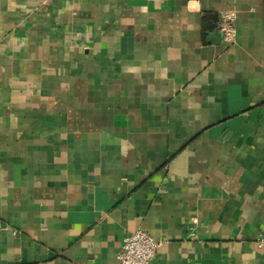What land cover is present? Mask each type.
Returning a JSON list of instances; mask_svg holds the SVG:
<instances>
[{"label":"crops","instance_id":"obj_1","mask_svg":"<svg viewBox=\"0 0 264 264\" xmlns=\"http://www.w3.org/2000/svg\"><path fill=\"white\" fill-rule=\"evenodd\" d=\"M134 230L264 264V0H0V264H120Z\"/></svg>","mask_w":264,"mask_h":264},{"label":"built area","instance_id":"obj_2","mask_svg":"<svg viewBox=\"0 0 264 264\" xmlns=\"http://www.w3.org/2000/svg\"><path fill=\"white\" fill-rule=\"evenodd\" d=\"M235 14L232 11L220 13L216 27L222 34L223 40L229 44L235 42L236 33L234 27ZM197 217L190 220V228L197 226ZM259 245H264V240L259 238ZM161 245L160 240L153 239L143 230H134L123 237V242L118 251L117 258L120 264H152L151 260L155 256Z\"/></svg>","mask_w":264,"mask_h":264}]
</instances>
